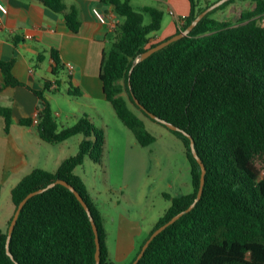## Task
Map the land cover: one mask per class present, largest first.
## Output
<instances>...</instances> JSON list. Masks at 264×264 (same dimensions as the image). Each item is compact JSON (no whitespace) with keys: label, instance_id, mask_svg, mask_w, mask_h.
Instances as JSON below:
<instances>
[{"label":"trees","instance_id":"1","mask_svg":"<svg viewBox=\"0 0 264 264\" xmlns=\"http://www.w3.org/2000/svg\"><path fill=\"white\" fill-rule=\"evenodd\" d=\"M39 1L63 13L74 33L80 31L77 7H69L65 0ZM102 1L124 18L100 67L105 98L141 145L152 144L156 136L129 100L148 117L171 122L191 135L206 167L202 197L153 238L137 264H264V23L259 20L264 15V0H252L254 7L244 10L237 22L213 17V12L236 1L227 0L207 13L189 35L137 63L140 54L159 43H151L150 36L162 28L164 10L151 5L138 10L131 0ZM190 2L191 12L182 17L184 23L177 33L216 1L204 6L200 0ZM145 14L151 18L149 23ZM52 54L55 67H64L59 51L53 49ZM13 66L14 60L0 58L6 84L24 85ZM52 85L46 81L44 90H35L40 98L41 137L53 143L77 134L84 139L79 151L56 171L36 168L20 180L12 190L16 210L30 192L58 179L67 181L92 210L99 228L101 264H113L101 210L75 171L87 157L102 164L106 133L87 115L60 127L45 94L53 91ZM0 113L9 132L12 108L0 106ZM21 123L30 125L33 120L23 118ZM170 130L185 144L193 191L165 194L171 205L138 254L158 227L194 202L200 188L202 166L192 152L191 139L181 130ZM7 242L8 230L0 228V264H96L91 218L75 192L61 183L33 195L23 205L10 239L13 257Z\"/></svg>","mask_w":264,"mask_h":264},{"label":"crops","instance_id":"2","mask_svg":"<svg viewBox=\"0 0 264 264\" xmlns=\"http://www.w3.org/2000/svg\"><path fill=\"white\" fill-rule=\"evenodd\" d=\"M0 1L8 8L7 13L0 11V58L14 60L13 72L24 84L7 85L0 67V106L11 107L13 116L8 132L5 118L0 113V228L8 230L16 212L12 197L13 188L36 168L56 171L66 158L75 155L76 150L79 151L84 139L82 134H77L63 142H48L41 137L38 124H22L21 119L32 118L40 104V98L35 90H44L45 82L51 81L53 91H59L62 86L68 94L75 91L82 99L88 100V104L97 110L105 122L102 115L105 114V109H102L101 102L108 100L104 95L100 67L104 51L120 34L119 28L124 18L102 0H65L69 7L75 6L79 11L81 28L78 33H74L63 13L55 12L39 0ZM131 2L138 10L151 5L170 15L166 22L163 18L162 28L150 36L151 43L169 38L182 26L171 10L181 18L191 12L190 0H131ZM96 7L108 14L107 23L100 22L95 16L93 9ZM250 7L251 9L254 7L250 0H236L221 9L219 19L228 20L232 15L241 17L243 11ZM28 34L32 37H27ZM53 49L59 51L64 67H55ZM67 62L75 65L72 74L66 69ZM62 73L67 75L69 85H64L66 80L62 79ZM45 94L50 102L55 99L48 91H45ZM54 113L56 117L61 115L60 112ZM79 118L77 114L72 118L68 116L64 122H71L73 119L75 122ZM65 125L69 124L63 123L60 127ZM106 127L108 128L107 122L103 128ZM73 139H76V145L74 142L71 143ZM103 220L108 243L110 231L104 216ZM142 232L141 223L121 218L115 233L118 258L124 259L129 255Z\"/></svg>","mask_w":264,"mask_h":264},{"label":"rangeland","instance_id":"3","mask_svg":"<svg viewBox=\"0 0 264 264\" xmlns=\"http://www.w3.org/2000/svg\"><path fill=\"white\" fill-rule=\"evenodd\" d=\"M206 1L215 0H200V6H204ZM250 2L253 3L252 0ZM221 9L213 12L212 16L219 19ZM169 16L166 12L165 22ZM150 20V16L145 14V22L149 23ZM228 20L237 22L240 15H232ZM259 20L264 23V15ZM61 77L63 80L67 79L65 73H62ZM64 85H69L67 80ZM124 94L129 100L128 94L126 92ZM49 95L55 98L51 102L53 112L61 113L56 117L60 125L63 123L71 125L76 122L74 119L71 122H64L68 116L72 118L77 114L81 117L86 113L92 123L106 133L107 145L102 164L87 157L76 172L84 179L91 198L97 203L107 221L112 261L114 264H130L151 229L170 207L171 200L165 194L176 196L193 191L191 163L185 144L169 127L145 115L130 100L131 108L143 119L147 129L156 136V141L148 146L138 142L133 131L120 119L111 102H101L102 109H105V114L102 115L108 123V128H103L105 122L97 110L76 92L68 94L62 86L59 91H49ZM73 140L71 143L74 142L76 145V139ZM122 217L139 222L143 226V232L138 237V242L134 244L135 248L124 259L118 258L115 242V233ZM4 231H7V228Z\"/></svg>","mask_w":264,"mask_h":264},{"label":"water","instance_id":"4","mask_svg":"<svg viewBox=\"0 0 264 264\" xmlns=\"http://www.w3.org/2000/svg\"><path fill=\"white\" fill-rule=\"evenodd\" d=\"M227 0H218L217 2L211 4L209 7H207L205 10H203L192 22L191 24L185 29L180 31L179 33H176L172 36H170L169 38L159 42L158 44H156L155 46L150 47L149 49H147L146 51H144L142 54H140L135 62H139L142 61L143 59L147 58L148 56H150L152 53H154L155 51L165 47L166 45H168L169 43L178 40L184 36L189 35L192 30L196 27V25L199 23V21L207 14L209 13L211 10H213L214 8L218 7L219 5H221L222 3H224ZM138 102V101H137ZM152 117L155 118L154 114H151ZM162 122L169 127L172 130H181L185 135H187L190 139H191V149L192 152L194 154V156L197 158L198 162L201 164L202 166V174H201V184H200V188L197 194L196 199L194 200V202L186 209L183 210L181 212H179L178 214H176L175 216H173L169 221H167L165 224L161 225L160 227H158L152 234L151 236L146 240V242L144 243V245L142 246L141 251L139 252V254L137 255L136 259L131 263V264H137L138 261L141 259V257L144 255L148 245L150 244V242L153 240V238L155 236H157L163 229H165L168 225L172 224L174 221H176L177 219H179L185 212L190 211L198 202V200L202 197L203 191H204V185H205V180H206V167L201 159V157L199 156L196 146H195V140L194 138L189 135L186 131H183L180 127H178L177 125L171 123V122H167L165 120H162ZM56 183H61L64 184L66 186H68L72 191L75 192V194L77 195V197L79 198V200L83 203V205L85 206L88 215L91 218L92 224H93V228H94V232H95V236H96V244H97V250H96V264H101V242H100V235H99V228L96 224V221L94 219V216L92 214V210L90 208V206L88 205V203L84 200V198L80 195V193L74 188V186H72L71 184H69L67 181L62 180V179H58L55 182L49 184L48 186L44 187V188H40L38 190L32 191L30 192L19 204L13 219L10 223V226L8 228V242H7V249L9 254L13 257L11 251H10V239L12 237L15 225L17 223L18 220V216L20 214V211L23 207V205L25 204V202L32 197L33 195L43 192L45 191L47 188L52 187L53 185H55ZM17 264H19L17 262Z\"/></svg>","mask_w":264,"mask_h":264},{"label":"built area","instance_id":"5","mask_svg":"<svg viewBox=\"0 0 264 264\" xmlns=\"http://www.w3.org/2000/svg\"><path fill=\"white\" fill-rule=\"evenodd\" d=\"M0 11L3 12V13H7L8 12V8L5 4H3L1 1H0ZM93 12L95 14V16L98 18V20L102 23H107L109 21V16L108 14L104 13L103 11H101L99 8H94L93 9ZM171 13L173 15H175L177 21L180 23V24H183L184 21L183 19L174 11V10H171ZM27 37H32L31 35H26ZM66 69L68 70L69 74H72L75 70V65L72 63V62H67L66 64ZM32 120H33V123L35 124H39L40 121H41V116H40V110L37 109L35 111V113L33 114L32 116Z\"/></svg>","mask_w":264,"mask_h":264}]
</instances>
